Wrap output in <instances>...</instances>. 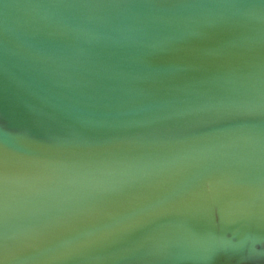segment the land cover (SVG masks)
Here are the masks:
<instances>
[{"label":"water","instance_id":"obj_1","mask_svg":"<svg viewBox=\"0 0 264 264\" xmlns=\"http://www.w3.org/2000/svg\"><path fill=\"white\" fill-rule=\"evenodd\" d=\"M0 264H264V0H0Z\"/></svg>","mask_w":264,"mask_h":264}]
</instances>
